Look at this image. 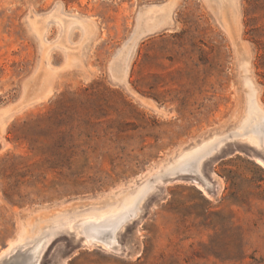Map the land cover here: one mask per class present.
I'll list each match as a JSON object with an SVG mask.
<instances>
[{
    "label": "rangeland",
    "instance_id": "1",
    "mask_svg": "<svg viewBox=\"0 0 264 264\" xmlns=\"http://www.w3.org/2000/svg\"><path fill=\"white\" fill-rule=\"evenodd\" d=\"M249 89L264 108V0H0V251L57 222L39 264H264ZM141 190L120 249L84 239Z\"/></svg>",
    "mask_w": 264,
    "mask_h": 264
},
{
    "label": "bare ground",
    "instance_id": "2",
    "mask_svg": "<svg viewBox=\"0 0 264 264\" xmlns=\"http://www.w3.org/2000/svg\"><path fill=\"white\" fill-rule=\"evenodd\" d=\"M247 84L251 88L250 80H247ZM262 129H264V108L261 106V104L258 100L257 94L254 91H252L251 89H249L247 113L243 119V125L241 126V131H238L236 134L247 138L256 147L264 148V131H262ZM224 143H225V141L223 139L222 140L213 139L211 141H208L203 147H200L195 151L187 152L182 157V160H179V161H182L183 162L182 164H185L183 166V168L187 165H191L193 167V169L196 170L195 172L200 173L201 172V170H200L201 158L203 156H206V155H208V157L211 156L218 149H220L224 145ZM260 157L261 156L257 157L256 161L260 165L264 166V159L263 158L261 159ZM194 170H193V172H194ZM180 173H182V172H180ZM173 174L172 175L170 174V175L175 176V178H176V175H178V174H175V175H173ZM186 176H184V177H186ZM200 182L201 181H199V183ZM206 183H207V181H206ZM205 190H206V188H205ZM145 194H146V190H141V191L137 192L136 194H133V195L127 197L121 204L117 205L114 208L111 207V208H108L105 210H100V212H98V213H92V214L88 215L82 223V225L84 227V232H85L84 239H86L89 243L90 242H92V243L97 242V243L101 244L102 246H104L105 248H108L111 250L112 249H116V250L120 249L119 243L117 242V238L115 237V235L117 233V228L119 227L120 223L125 221L128 217L134 218L138 214L141 201L144 198ZM56 223L50 224L49 227L47 226V228H48L47 232H44V234L42 236H39V237L33 236L32 233L34 230L31 231L30 226H25L19 232L20 234H19L18 238L15 240L13 239L11 241V243L8 244V246L5 249L0 251V264H5V262L3 261V258L6 259L5 255H6L7 250H10L11 248L15 249L18 246H20V247L17 249L23 248L25 250L22 249L21 252L17 255L18 256V262L15 261V264H39V260L41 258V255L43 254L45 248H47L49 243L54 238L53 237L55 235L54 231L59 230V225ZM44 225H46V224H44ZM96 225L103 226V227H109V229L111 231L110 232L108 231L109 233L106 236H102L101 234L104 231L100 232V230L98 229L100 234L94 235L93 231H92V229H93L92 226H96ZM38 230H41V227ZM36 232H37V230H36ZM39 232H41V231H39ZM37 234H38V232H37ZM76 235L78 237H80L79 233H77V232H76ZM24 247H26V248H24ZM17 249H16V251H17ZM13 252H15V250H13ZM8 258H9V256H8ZM11 258H13V256ZM10 262H11V260H10Z\"/></svg>",
    "mask_w": 264,
    "mask_h": 264
},
{
    "label": "water",
    "instance_id": "3",
    "mask_svg": "<svg viewBox=\"0 0 264 264\" xmlns=\"http://www.w3.org/2000/svg\"><path fill=\"white\" fill-rule=\"evenodd\" d=\"M251 148H252L253 150L256 149V148H255L254 146H252V145H251ZM214 154H215V153H214ZM212 155H213V154H212ZM212 155H211V156H212ZM74 238L77 239V240H79L80 243L83 241V239L80 238V237H78L76 234H74Z\"/></svg>",
    "mask_w": 264,
    "mask_h": 264
}]
</instances>
